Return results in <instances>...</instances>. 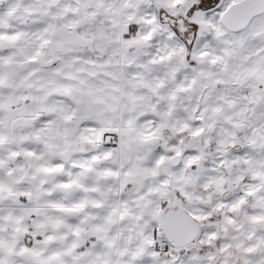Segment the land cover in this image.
I'll list each match as a JSON object with an SVG mask.
<instances>
[{
	"label": "snow or ice",
	"instance_id": "1",
	"mask_svg": "<svg viewBox=\"0 0 264 264\" xmlns=\"http://www.w3.org/2000/svg\"><path fill=\"white\" fill-rule=\"evenodd\" d=\"M0 264H264V0H0Z\"/></svg>",
	"mask_w": 264,
	"mask_h": 264
}]
</instances>
